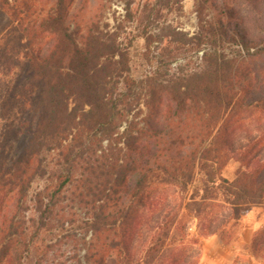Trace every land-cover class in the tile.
I'll use <instances>...</instances> for the list:
<instances>
[{
  "label": "trees",
  "instance_id": "obj_1",
  "mask_svg": "<svg viewBox=\"0 0 264 264\" xmlns=\"http://www.w3.org/2000/svg\"><path fill=\"white\" fill-rule=\"evenodd\" d=\"M107 1L0 0V264H197L183 212L229 245L264 211V0H196L194 34H131L141 74L99 29ZM123 1L117 29L149 17ZM247 247L262 256L264 221Z\"/></svg>",
  "mask_w": 264,
  "mask_h": 264
},
{
  "label": "rangeland",
  "instance_id": "obj_2",
  "mask_svg": "<svg viewBox=\"0 0 264 264\" xmlns=\"http://www.w3.org/2000/svg\"><path fill=\"white\" fill-rule=\"evenodd\" d=\"M140 2L147 3L148 12L150 13L149 17H143L140 23L124 21L121 28L117 29V24L123 21L125 15L123 0L107 1L101 9V16L98 22L99 29L103 32L111 33L117 31V34H119L118 40L122 43V47H126L129 50L131 67L135 74H141L149 65L145 62L143 56L146 51L145 42L140 35L134 38L131 34H165L169 29L168 27L185 31L188 34H194L197 29V17L194 9L196 0H180L179 2L171 0L168 3H164L163 0H140ZM89 10L90 6H87L84 12L89 15L92 9ZM127 34H129L128 37L131 40L130 44L126 40ZM150 49L154 50L153 45L150 46ZM238 165V162L230 160L223 168L222 175L232 180ZM252 211L254 212L253 216L257 220L264 216V211L259 206L252 207ZM245 220L246 225L249 226L248 219L246 218ZM201 223V221L199 222V220L187 215L186 212L181 215L180 225L183 228V234L185 233L190 240H200L202 244L201 255L197 264H212L214 260L218 264H264V252L262 256L252 257L247 247L251 240V229L246 228L243 230L244 239L247 241L231 242L229 245H225L217 235L206 236L204 231L199 232L198 227L201 226ZM181 234V230L174 231L177 239L181 238ZM212 238H215L219 245L211 251H206L204 249L205 242ZM189 243L191 244V241ZM67 256L68 254L62 258L64 259Z\"/></svg>",
  "mask_w": 264,
  "mask_h": 264
},
{
  "label": "crops",
  "instance_id": "obj_3",
  "mask_svg": "<svg viewBox=\"0 0 264 264\" xmlns=\"http://www.w3.org/2000/svg\"><path fill=\"white\" fill-rule=\"evenodd\" d=\"M253 213L254 212L252 211V208H251L250 211L248 212L247 216H246V218L249 221V226H248L247 229H251L252 230V233L259 226H261V224L264 221V216L261 219L257 220V218L255 216H253ZM244 238H245V234L243 235V238H242L241 241H247ZM218 243L219 242L215 238H212V239L208 240L207 242H205L204 249L206 251H211L212 249H214L215 247H217L219 245ZM212 264H218V263L216 262V260H214Z\"/></svg>",
  "mask_w": 264,
  "mask_h": 264
}]
</instances>
